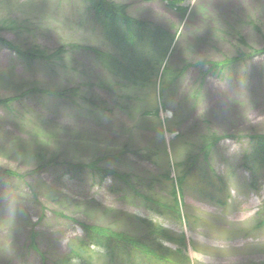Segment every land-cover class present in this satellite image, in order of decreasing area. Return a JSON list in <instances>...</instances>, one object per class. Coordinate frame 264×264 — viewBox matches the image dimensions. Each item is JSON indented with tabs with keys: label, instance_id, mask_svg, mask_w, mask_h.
Masks as SVG:
<instances>
[{
	"label": "rangeland",
	"instance_id": "rangeland-1",
	"mask_svg": "<svg viewBox=\"0 0 264 264\" xmlns=\"http://www.w3.org/2000/svg\"><path fill=\"white\" fill-rule=\"evenodd\" d=\"M38 1L0 0V25L23 26L0 28V41L112 51L79 0ZM114 1L170 30L167 65L184 73L125 88L82 49L60 65H28L0 43V100L17 97L10 110L0 104V264H54L79 246L83 226L138 240L142 219L172 235L170 264H264V171L243 163L250 136L264 135V0ZM253 51L202 82L199 63ZM208 135L217 138L209 153ZM95 168L131 175L141 196L177 206L180 219ZM104 257L93 249L88 258L131 264Z\"/></svg>",
	"mask_w": 264,
	"mask_h": 264
},
{
	"label": "trees",
	"instance_id": "trees-1",
	"mask_svg": "<svg viewBox=\"0 0 264 264\" xmlns=\"http://www.w3.org/2000/svg\"><path fill=\"white\" fill-rule=\"evenodd\" d=\"M39 2H42V0H39L38 3ZM78 4H82L84 9H79L77 12L82 16L85 15L92 21L101 32L104 40L112 47V51L99 52V50L89 47L83 48L75 44L60 46L54 50H49L36 44L30 46L25 45L23 49H19L4 40L0 41L1 45L6 46L28 65L36 62L37 64L38 62H43L49 66L60 65L65 58H67L69 53L82 49L94 56L111 76L127 84L128 86L125 85V88L129 87L131 84L139 86L137 89L141 87L144 89V87L150 84L155 75L156 83L154 85L157 84L159 76H162V79L169 78L167 81L168 84L169 81L176 80L175 78L183 75L184 72L172 71L167 65L168 54L171 50L172 42L174 41V36L169 32L170 30L159 24L156 25L152 22L129 17L127 5L119 1L79 0ZM40 6L42 7V5ZM185 13L186 12L182 14L183 19L185 18ZM22 27V25L19 23L17 24L14 20H4L0 25L1 29L5 28L11 31ZM177 32L178 31H176V33ZM231 36H233L232 30ZM251 52L247 53V55L240 54L232 60L222 64L213 62L199 63L196 67L202 74V82L205 83V77H207L211 70L215 72H224L240 61L252 59L256 51H253V53ZM207 65H209V70L205 68ZM164 83L165 82L162 81L161 85H164ZM32 88V93L42 94L39 89L35 87ZM163 89L165 88H159L161 97L164 94ZM66 92L67 95H71L76 91H65L61 93L60 96L66 99ZM14 99H17V97L11 99V101L13 102ZM11 101H9V99L0 100V104L4 109L10 110ZM92 103L96 105L94 102ZM160 126L163 128L161 122ZM160 133H162V130H160ZM249 140V154L245 157L243 163L245 167H248L253 173L258 169L264 171V135L250 136ZM216 141L217 138L215 135L205 136L201 147L209 153ZM94 171L98 172L97 174L99 175H101L100 171H102V173H104L102 174L103 178L109 175L117 177L133 191L135 188V194H139L141 201L153 212L165 214V211H167L168 216H176L180 219L177 206L173 209L164 208L158 206L149 195L141 196L138 190L139 182L132 180L131 175H117L108 170H99V168H95ZM251 184L253 188H257L254 180ZM140 222L148 232L147 235L145 234L143 238L138 240L130 236H124V234L123 236H113L108 234L104 229L99 230L95 228L92 230L91 227L87 228V226H83L84 238L82 241H79V246L76 247L69 256L58 260L54 264H90L91 260L88 257L90 253L93 252V249H101L104 251V258H107L108 261L120 258L131 264H170L167 260L171 257L167 254L168 249L164 247L163 243H173L172 235L166 229L152 223L148 219H142Z\"/></svg>",
	"mask_w": 264,
	"mask_h": 264
}]
</instances>
